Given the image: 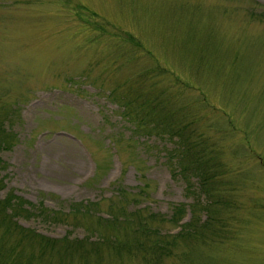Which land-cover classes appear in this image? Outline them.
I'll return each instance as SVG.
<instances>
[{
    "label": "rangeland",
    "instance_id": "374dc122",
    "mask_svg": "<svg viewBox=\"0 0 264 264\" xmlns=\"http://www.w3.org/2000/svg\"><path fill=\"white\" fill-rule=\"evenodd\" d=\"M0 137L1 199L25 200L14 222L37 235L0 222L22 264H145L138 240L63 254L110 234L89 227L110 204L164 217L165 242L197 222L157 264H264V0H0ZM186 153L210 159L209 186L177 172Z\"/></svg>",
    "mask_w": 264,
    "mask_h": 264
},
{
    "label": "trees",
    "instance_id": "16d2710c",
    "mask_svg": "<svg viewBox=\"0 0 264 264\" xmlns=\"http://www.w3.org/2000/svg\"><path fill=\"white\" fill-rule=\"evenodd\" d=\"M153 122V121H151ZM161 125H157V130L160 128ZM140 128V127H139ZM168 132L172 130V128H167ZM1 138V137H0ZM2 143V140H0V144ZM4 145V144H3ZM2 148V147H0ZM185 149V148H184ZM188 150H192V147L188 148ZM181 160L179 161L180 166L177 165V172H184L187 178L189 176H198L197 179H200L201 183L200 186L203 184L209 186L210 180L213 179V177L216 175L214 173H210L209 168L211 166L210 159H201V156L194 155L192 153H186L181 156ZM215 161V160H214ZM194 178V177H192ZM191 178V179H192ZM189 179V180H191ZM1 189V188H0ZM122 190V189H119ZM1 193V190H0ZM121 191L118 192V199L120 202L126 201V198L124 195H120ZM207 193H210L208 191ZM27 202L18 196L14 195V193L9 194L4 199H1L0 194V222L1 224L6 225V232L12 233L13 231H16L19 226L14 222V218L20 216L22 212L30 213L29 209L26 208ZM88 207L83 205L81 207H77L73 212H80L82 214V217L89 218L88 215H83V211L88 212ZM109 208L113 210L111 212L110 218L106 219L104 217H99L98 213L93 218L90 217V220L92 219L90 226H94L96 230L100 231H106L110 234L108 236L100 235L98 236H89L86 240L77 241V244L71 243L68 238L64 239V246L62 249V252L65 256L73 254V252H77V254L82 258L83 261H89L90 258L94 257L95 259L102 258L103 251L101 252V246L102 244H105L109 248H111L114 251V255L116 257H119L121 254H125L127 256H130L128 254H131L134 247V241L139 242V246L142 249V257L145 262V264H157L161 256L169 255L172 251V247L177 244L178 238H185V229L187 227H192L197 223L196 221H191L189 224L183 225V229L180 233H178L173 239H171L169 242L163 241V236L160 235V232L157 228L153 226V223L155 222H162L164 220V217L158 216L157 218H160L159 220L155 218L157 215H149L147 217H142L140 215H137L136 212L132 214H128L126 208L125 209H119V207L116 209L114 204H110ZM180 207V209L177 212V217L175 218V215L172 217L171 222H173V219L181 222L184 218L182 217L184 213V208ZM119 209V210H118ZM92 212V211H90ZM42 213V212H41ZM43 215L52 217L54 215H51L50 212L45 211ZM62 216H65L64 214L59 213V217L62 218ZM130 216V217H127ZM135 216V217H134ZM151 216H154V219H151ZM53 218H58L55 214ZM195 222V223H194ZM178 223V222H177ZM201 231V222L199 221V224H197ZM196 225V226H197ZM17 226V227H16ZM195 226V228H196ZM91 228V227H90ZM23 239H29L34 235L32 231H25L23 228H19ZM128 233V240L121 241L116 240L112 238V235L114 233L119 232ZM188 234V233H186ZM137 235V236H134ZM42 245L41 250L45 251L46 248L52 247L57 240H49L41 237ZM91 245V246H89ZM0 248H5L3 244H0ZM5 249H3L4 251ZM12 252L11 254L7 255L4 253L2 254L0 252V256L2 260H5V257L9 259L10 262L14 264H22L23 261H25V258H14V249L11 248ZM13 254V256H12ZM113 254V253H112ZM7 255V256H6Z\"/></svg>",
    "mask_w": 264,
    "mask_h": 264
}]
</instances>
